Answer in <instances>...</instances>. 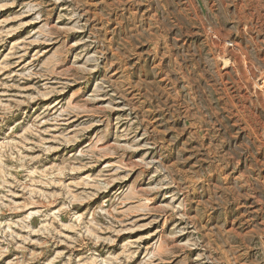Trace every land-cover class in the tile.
<instances>
[{"label":"rangeland","instance_id":"rangeland-1","mask_svg":"<svg viewBox=\"0 0 264 264\" xmlns=\"http://www.w3.org/2000/svg\"><path fill=\"white\" fill-rule=\"evenodd\" d=\"M0 264H264V0H0Z\"/></svg>","mask_w":264,"mask_h":264},{"label":"bare ground","instance_id":"bare-ground-1","mask_svg":"<svg viewBox=\"0 0 264 264\" xmlns=\"http://www.w3.org/2000/svg\"><path fill=\"white\" fill-rule=\"evenodd\" d=\"M220 38V37H219ZM222 40V39H221ZM219 41V40H218ZM220 42V41H219ZM252 74V73H251ZM254 74V73H253Z\"/></svg>","mask_w":264,"mask_h":264}]
</instances>
